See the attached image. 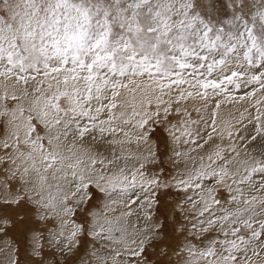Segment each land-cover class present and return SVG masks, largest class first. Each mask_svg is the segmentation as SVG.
Wrapping results in <instances>:
<instances>
[{
    "label": "snow or ice",
    "instance_id": "1",
    "mask_svg": "<svg viewBox=\"0 0 264 264\" xmlns=\"http://www.w3.org/2000/svg\"><path fill=\"white\" fill-rule=\"evenodd\" d=\"M241 83L257 87L240 100L264 93V0H0V236L31 233L29 260L8 264H264V149L248 147L264 111L241 130L220 128V100L207 118L181 107ZM160 125L184 162L171 181L148 168ZM170 187L195 193L189 224L157 215ZM33 221L58 223V260Z\"/></svg>",
    "mask_w": 264,
    "mask_h": 264
},
{
    "label": "rangeland",
    "instance_id": "2",
    "mask_svg": "<svg viewBox=\"0 0 264 264\" xmlns=\"http://www.w3.org/2000/svg\"><path fill=\"white\" fill-rule=\"evenodd\" d=\"M249 3L253 6V9H255L256 7L259 6L260 0H249ZM185 87H187V86H185ZM254 87H257V86L245 85L244 83H241V87L237 90V89L233 88L232 86H229V94L227 97L214 96L208 102L207 107H205V102L203 100H201L199 97H197V98L200 99V101H198V102L202 103L201 106L196 104V102L193 101V102H191V104L185 105V106L181 105V107H186L188 109V111L192 113L193 119H195V113H196L195 109L197 107L201 108L200 114L206 115L205 112H208L210 115L211 111L213 109H215V102L217 100H220L219 109H215L217 111V116L219 117V119L223 118L222 116H224V117H226V119L228 121L233 123L232 125H235L238 129L242 130L243 129V117L244 116H242L240 121H238L237 115L239 114V112L243 111L244 113L242 115H245L247 112H249L250 120H251L252 119L251 115L253 116V110H255L258 107V105L254 107L255 101L256 100H264V93H261L259 91H257L255 97H252L251 99H248V98H246L244 100L239 99V97L245 96L246 93L251 92ZM165 98L167 99V97H165ZM225 105L233 107V111L232 112H229V111L218 112L220 110V108L222 106H225ZM196 115H197V113H196ZM241 121H242V123H240ZM163 127H164L163 125L160 127L158 126L157 133L151 137L150 143L152 145H154L153 147H155L156 145H159V150H160V153L162 154L163 165H157V169H158V166H161L164 170L162 173L164 179L171 181V177L175 176L177 174V171H175L174 168L172 167V160H170V157L172 156V152H171V149L173 147L172 143H171V141L168 140L167 150L165 149V144L163 143L164 137L167 136V133H165L163 131ZM249 146H253L257 150L264 149V146L257 145L254 142L249 144L248 147ZM148 168L150 171H156L155 166L149 165ZM223 193L224 192H221V194H220L221 197H224L227 195L226 193H224V194ZM97 196H98V199L94 200L93 203H97V204L101 205L103 203V200L104 199L106 200V198L104 196H99L98 194H97ZM158 196L160 198L161 203L158 206L157 215L159 216L160 219H163V216L166 215L168 217L170 223L173 220L179 222L176 225L177 227H179L180 224H189V221L192 220V213L190 211L191 205L189 203H186L185 201H186L187 196H193L195 198V193L193 191L190 190L188 192H185L181 189H178L177 187H170L167 189H161L160 192L158 193ZM113 197L119 199V197L115 193H113ZM181 205L185 209V211H183V212L181 211V208H180ZM133 207L137 209L138 214H140V215L142 214L141 216L144 217V212L138 208V205H134ZM77 215L81 216V213L78 212ZM185 217H187V219H185ZM78 222H79V219H78ZM31 224H32V222L30 223V227H32ZM45 224H46L45 222L43 224L40 223V226L38 227L39 228L38 233L41 235L40 243L43 245V252H44L43 259L50 256L55 261V260L59 259V255H58V253L55 256L52 255L53 249H51L49 247V236L47 234L48 228L46 227ZM48 224L51 228L56 229L55 224H52V223H48ZM19 234H20L19 229L11 228L8 230L6 235L0 236V252H1L0 253V263L8 264V257L10 255L15 259H19L16 256L17 255L16 251H15L16 249H19V251L21 253L19 261L25 262V261L29 260L30 254H31V236L28 239L24 240V239H22L21 236H19ZM176 235L179 236V233H177ZM211 235H212L211 233L206 234L204 239L209 238ZM4 241L11 243L13 246L12 247L13 249L10 250L6 246V243ZM25 251H26V253H25L26 256H24ZM80 255H82L84 257V259H87V254L83 252V248H81ZM1 257H3V258H1ZM32 259L38 261L40 258H32ZM175 259H176V257L173 256L172 260L175 261ZM77 263H79V261H77Z\"/></svg>",
    "mask_w": 264,
    "mask_h": 264
},
{
    "label": "bare ground",
    "instance_id": "3",
    "mask_svg": "<svg viewBox=\"0 0 264 264\" xmlns=\"http://www.w3.org/2000/svg\"><path fill=\"white\" fill-rule=\"evenodd\" d=\"M196 102V104H198V105H202V103L201 102H198V101H200V99L199 98H197V97H195V98H188L187 100H184V101H182V106H185V105H189V104H191V102ZM194 105V104H193ZM258 107H260L261 108V111H264V106H260V105H258ZM197 108H199V107H197ZM199 109H201V108H199ZM221 111H229V112H232L233 111V107H231V106H222L221 108H220V110L218 111V112H221ZM206 113V115L204 114L203 116L205 117V118H207V117H209L210 115H209V113L208 112H205ZM244 112L243 111H240L239 112V114L237 115V120L238 121H240V119H241V117L242 116H244L243 117V127L246 125L247 127H249V128H251L252 127V125L250 124V123H248V121L250 120V114H249V112H247L245 115H242ZM202 115V114H201ZM257 115V111H256V109L255 110H253V116L251 115V118H253V117H255ZM223 118H221V119H219V117L217 116V121H218V124L220 125V128L221 129H223L226 125L227 126H231L233 123L232 122H230V121H228L227 119H226V117H224V116H222ZM195 118H197V115H196V113H195ZM160 126H162V125H160ZM159 126V127H160ZM237 128V127H236ZM169 141H171V140H169ZM215 142L216 143H223L225 146H227V144H228V140H227V138H225L223 141H221L218 137L216 138V140H215ZM154 146V145H153ZM173 146V145H172ZM241 147H243V145H241ZM131 148H132V151L133 152H137V151H146L147 150V148H148V145H144V144H141L140 146H139V148H137V146L135 145V144H133L132 146H131ZM253 148H255V147H253V146H249V149H253ZM256 149V148H255ZM180 150H184L183 148H181ZM174 159V158H173ZM159 167H161V166H158V168ZM172 167L174 168V170L175 171H179V170H182L183 169V167H184V162L183 161H181L178 165H176V164H173L172 163ZM170 168V167H169ZM155 170L157 171V166H155ZM171 171V170H170ZM224 194V193H223ZM98 195L99 196H103V194H99L98 193ZM104 202H105V199L103 200V203L100 205V204H97V203H93L92 202V204H93V210H102L103 209V204H104ZM82 213H81V216H78V217H80V218H82ZM139 215V217H140V220L139 221H137V216L136 215H134V216H132L130 219H131V221L132 222H134V223H143V216H141L140 214H138ZM40 223H44L43 221H33L32 222V224H31V226H32V228H34L37 232L39 231V226H40ZM52 224H55V226H56V229L59 227V225H58V223L57 222H55V221H53V222H51ZM46 225V227L48 228L47 230H53V228H51L50 226H49V224L47 223V224H45ZM16 231V230H15ZM13 232V231H12ZM20 233V232H19ZM48 234V233H47ZM46 234V235H47ZM19 236H20V234H19ZM31 236V233H29L28 234V238ZM5 237V236H4ZM208 239V238H207ZM207 239H205V241H207ZM6 241V240H5ZM4 241V242H5ZM48 241V240H47ZM3 242V241H2ZM16 243V242H15ZM14 243V244H15ZM13 249V248H12ZM24 249V248H23ZM24 251V250H23ZM1 253V252H0ZM8 253V252H7ZM25 253H26V251L24 252V256H26L25 255ZM21 254V253H20ZM16 255L17 256V258H19L20 259V256L21 255ZM23 255V254H22ZM5 256V255H4ZM3 256V257H4ZM14 256V255H13ZM3 257H1V258H3ZM29 257V256H28ZM47 257V256H46ZM18 259V260H19ZM24 259V258H23ZM46 259V261H54L50 256L49 257H47V258H44V260ZM2 260V259H1ZM25 262H27V261H25ZM0 264H5V263H0ZM77 264H79V263H77Z\"/></svg>",
    "mask_w": 264,
    "mask_h": 264
}]
</instances>
